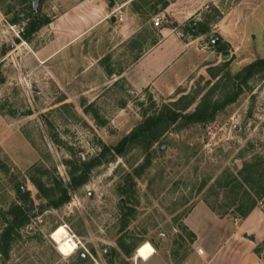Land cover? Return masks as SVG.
Instances as JSON below:
<instances>
[{
	"label": "rangeland",
	"instance_id": "374dc122",
	"mask_svg": "<svg viewBox=\"0 0 264 264\" xmlns=\"http://www.w3.org/2000/svg\"><path fill=\"white\" fill-rule=\"evenodd\" d=\"M34 1L0 0V244L14 207L28 216L0 264H264V69L245 72L264 0H136L137 39L120 0ZM164 28L188 43L167 77L117 80ZM200 107L214 117H183Z\"/></svg>",
	"mask_w": 264,
	"mask_h": 264
},
{
	"label": "crops",
	"instance_id": "0c3cea01",
	"mask_svg": "<svg viewBox=\"0 0 264 264\" xmlns=\"http://www.w3.org/2000/svg\"><path fill=\"white\" fill-rule=\"evenodd\" d=\"M135 1L136 0H120L119 2H116V5L112 9L113 11H111V13H124L126 16L129 11L131 19L133 18L132 24L129 25V28L133 29V34L130 35L132 39L138 38V29L142 27L141 25L136 23L137 13L132 10L133 3H135ZM94 6L97 9L96 12L99 13L102 17L105 16L113 20L111 26L114 30L117 28L118 31L117 34L114 31L109 34V39H112L113 41V48L110 49L109 53L116 49V46L119 50L126 41L125 26L123 25L122 27H120L121 25H118L119 21L116 20L117 18H115L114 16H110V13L106 15V13H108L106 5L96 3ZM153 32L154 35H151V40L153 39V42L149 43L147 49L135 61V63L131 67L125 69L123 73H113V76L118 77L117 80L120 77H126L128 81L132 82L133 85L136 86H149L151 84L155 85L157 81H159V79L167 77V73L169 72V70H171L173 66L177 64V62L183 59L186 47L188 45L183 35L176 32L175 29L164 28L162 31H160V39H158L156 35L159 34V31L157 29H154ZM89 67L90 66L88 65L87 73L90 72Z\"/></svg>",
	"mask_w": 264,
	"mask_h": 264
},
{
	"label": "trees",
	"instance_id": "16d2710c",
	"mask_svg": "<svg viewBox=\"0 0 264 264\" xmlns=\"http://www.w3.org/2000/svg\"><path fill=\"white\" fill-rule=\"evenodd\" d=\"M42 21L39 19H32V21L27 25V27L25 28L24 32L22 33V37L24 39H30L32 37V35L34 33H36L41 25H42ZM258 68H262L264 69V59H260L252 64H250L246 69L245 72L250 73V72H254L256 71ZM216 113V110L214 111H210L206 108H198L195 112L191 113V114H186L185 116H183L185 119L189 120L190 122H204L207 120H210L211 118L214 117ZM180 117V115H176L173 117V120L176 121L178 120ZM182 117V115H181ZM150 122H148L147 125H142L137 131L131 133L129 136L125 137L120 145L115 146L114 149H117V151H123L124 149H126V147L132 143V141H136L138 140V138L140 136H144L148 133H150V131H152L155 127L158 126L159 124V120L158 118H154V117H150ZM109 149V148H108ZM85 178H75V184L78 186L79 184H83L85 182ZM68 198H66L65 200H67ZM53 204L55 206L59 205V202H53ZM250 211V210H249ZM14 220L13 222L9 225V227L4 231L2 237H1V244H0V249L2 251V253L4 254H8L11 245H12V240H13V234L16 228L18 227H22L23 225H25L28 222V216L27 214L23 211V209H21L20 207L15 208L14 207Z\"/></svg>",
	"mask_w": 264,
	"mask_h": 264
},
{
	"label": "water",
	"instance_id": "95a60500",
	"mask_svg": "<svg viewBox=\"0 0 264 264\" xmlns=\"http://www.w3.org/2000/svg\"><path fill=\"white\" fill-rule=\"evenodd\" d=\"M41 2H42V0H35L33 2V11H34L35 16H37L39 13V7H40ZM215 43L217 44L218 40ZM25 196H26V193L24 194V197Z\"/></svg>",
	"mask_w": 264,
	"mask_h": 264
},
{
	"label": "built area",
	"instance_id": "2783aa9c",
	"mask_svg": "<svg viewBox=\"0 0 264 264\" xmlns=\"http://www.w3.org/2000/svg\"><path fill=\"white\" fill-rule=\"evenodd\" d=\"M162 20H163L162 16H157V17H155V18L153 19L154 24H155L156 26H160Z\"/></svg>",
	"mask_w": 264,
	"mask_h": 264
},
{
	"label": "bare ground",
	"instance_id": "6f19581e",
	"mask_svg": "<svg viewBox=\"0 0 264 264\" xmlns=\"http://www.w3.org/2000/svg\"><path fill=\"white\" fill-rule=\"evenodd\" d=\"M70 242L75 247V250H76L77 249L76 244L72 240H70Z\"/></svg>",
	"mask_w": 264,
	"mask_h": 264
},
{
	"label": "flooded vegetation",
	"instance_id": "af4514ba",
	"mask_svg": "<svg viewBox=\"0 0 264 264\" xmlns=\"http://www.w3.org/2000/svg\"><path fill=\"white\" fill-rule=\"evenodd\" d=\"M108 255V254H107Z\"/></svg>",
	"mask_w": 264,
	"mask_h": 264
}]
</instances>
